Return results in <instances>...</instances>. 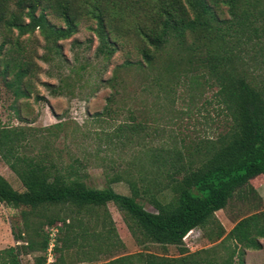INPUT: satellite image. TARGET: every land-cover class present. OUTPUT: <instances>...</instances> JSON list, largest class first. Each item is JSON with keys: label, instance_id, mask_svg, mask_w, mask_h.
<instances>
[{"label": "trees", "instance_id": "trees-1", "mask_svg": "<svg viewBox=\"0 0 264 264\" xmlns=\"http://www.w3.org/2000/svg\"><path fill=\"white\" fill-rule=\"evenodd\" d=\"M223 7L227 18L221 16ZM45 10L58 16L63 27L51 24ZM84 16L94 19L97 57L109 60L128 43L122 39L127 36L139 57L127 58L121 66L142 70L159 61L176 78L191 71L197 72L195 81L197 76L206 78L216 87L226 129L215 138L200 139L187 157L180 150L149 151L150 176L126 178L130 193L123 194L110 186L120 181L119 173L106 186H91L78 165L60 166L44 153L28 152L34 141L31 127L0 126V159L22 186L14 188L0 174V201L21 208L24 217L39 219L34 225L23 223L14 236L20 243L0 249V264H21L22 253L35 251L42 253L33 264H45L50 227L57 230L54 258L48 264H63L74 246L81 253L122 246L108 203L121 212L137 244L156 243L164 249L174 245L178 255L138 251L90 264H245L246 250L261 248L264 207L242 215L227 233L215 212L234 200H260L250 180L264 176V0H0V29H16L18 37L39 29L54 45L70 36ZM2 49L0 44L2 74L13 76L6 84L14 86L16 96H27L21 87L26 60L14 56L11 48L2 55ZM118 67L107 80L112 87L118 83ZM115 93L116 88L99 115L117 113L111 106ZM141 129L139 122H125L111 136L125 145ZM194 228L208 241L218 242L190 251L183 238ZM30 230L31 237L22 240V233Z\"/></svg>", "mask_w": 264, "mask_h": 264}, {"label": "rangeland", "instance_id": "rangeland-1", "mask_svg": "<svg viewBox=\"0 0 264 264\" xmlns=\"http://www.w3.org/2000/svg\"><path fill=\"white\" fill-rule=\"evenodd\" d=\"M220 12L222 17H229L225 7ZM44 13L51 24L63 27L62 20L54 13L49 10ZM136 19L132 17V20ZM94 25V19L88 16L79 18L74 32L57 40L55 45L53 41H47L39 29L19 37L16 29L8 32L3 27L0 29L2 55L11 48L14 56L25 59L28 64L21 84L28 95L20 97L14 94V86L6 84L13 79L12 73L4 77L0 66V126L31 127L34 141L28 152L44 153L48 160L60 166L78 165L84 180L91 186H106L119 173L120 181L111 182L110 186L117 192L129 194L126 178L137 179L140 174H151L146 156L149 151L163 154V151L180 150L187 157L200 139L215 138L224 131L227 118L216 101V87L210 86L201 76L195 81L193 72L196 71L176 78L165 71L159 61L152 68L142 70L136 66H121L125 59L139 57L130 37H122L128 43L109 60L97 57L98 40L91 29ZM116 66H119L116 71L118 83L112 87L107 80ZM115 88L117 93L111 106L117 113L99 115ZM129 111L134 118L129 117ZM125 122H139L142 129L130 142L121 145L111 135L118 124ZM0 174L14 188L22 189L17 176L1 159ZM250 183L259 195V201L234 200L215 212L226 233L242 215L264 207V176L258 175ZM145 207L153 209L148 203ZM107 208L123 245L103 246L94 253H81L74 246L64 255L63 264L100 263L138 251L178 255L174 245H167L164 249L156 243L137 244L121 212L112 203H108ZM37 220L31 215L24 217L21 208L0 201V249L20 243L14 236L23 230V223L27 221L34 225ZM28 237H31V230L22 233V240ZM183 241L190 251L218 242L208 241L199 228L189 231ZM260 241V249L246 250L245 264L264 262V238ZM41 253H22L19 257L21 264H33ZM85 254L93 255V258L86 260ZM48 262L47 255L45 264Z\"/></svg>", "mask_w": 264, "mask_h": 264}, {"label": "built area", "instance_id": "built-area-1", "mask_svg": "<svg viewBox=\"0 0 264 264\" xmlns=\"http://www.w3.org/2000/svg\"><path fill=\"white\" fill-rule=\"evenodd\" d=\"M49 230H50L51 239L49 241V245H48V248H47V255H48L49 261H51V258H52L51 251H52L53 240H54L53 239V236H54V234H55V232H56L57 229L55 227H50Z\"/></svg>", "mask_w": 264, "mask_h": 264}]
</instances>
